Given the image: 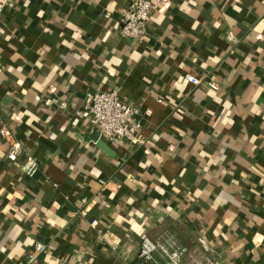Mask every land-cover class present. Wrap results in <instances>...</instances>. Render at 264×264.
Here are the masks:
<instances>
[{"label": "crops", "instance_id": "crops-1", "mask_svg": "<svg viewBox=\"0 0 264 264\" xmlns=\"http://www.w3.org/2000/svg\"><path fill=\"white\" fill-rule=\"evenodd\" d=\"M129 3L10 0L0 14V129L40 161L28 175L0 134V264H134L164 232L264 264V0H170L144 41L120 33ZM115 86L145 144L102 137L111 155L77 112ZM38 242L51 246L29 261Z\"/></svg>", "mask_w": 264, "mask_h": 264}, {"label": "built area", "instance_id": "built-area-1", "mask_svg": "<svg viewBox=\"0 0 264 264\" xmlns=\"http://www.w3.org/2000/svg\"><path fill=\"white\" fill-rule=\"evenodd\" d=\"M10 0H0V14ZM170 0H130L123 9L120 18V33L122 36L138 41H144L149 35V25L154 11L167 8ZM187 81L200 84L203 78L186 74ZM210 88L218 89L215 81H204ZM65 108L67 102H60ZM86 111L77 114L85 118L93 132L97 131L111 145L123 147L142 146L144 140L139 135L143 125V113L120 94V88L91 91L87 94ZM0 134L9 142L8 158L16 161L23 154V169L28 175H34L40 168V161L28 152L16 140L8 129L2 127ZM96 224V221H93ZM50 244L38 242L29 255V261L34 259ZM209 254L201 246H188L179 241L173 232H164L156 238L143 236L134 264H222L214 247H209Z\"/></svg>", "mask_w": 264, "mask_h": 264}, {"label": "water", "instance_id": "water-1", "mask_svg": "<svg viewBox=\"0 0 264 264\" xmlns=\"http://www.w3.org/2000/svg\"><path fill=\"white\" fill-rule=\"evenodd\" d=\"M86 139H89V140H93L94 142L97 143V145L105 152L109 153V154H113V150L112 148L104 141V139L100 136V134L95 131V132H92V133H88L86 135Z\"/></svg>", "mask_w": 264, "mask_h": 264}]
</instances>
